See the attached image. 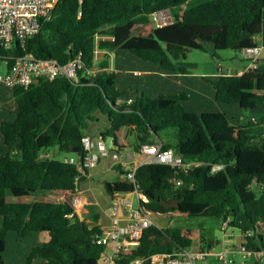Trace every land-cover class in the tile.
Returning <instances> with one entry per match:
<instances>
[{"label":"trees","instance_id":"16d2710c","mask_svg":"<svg viewBox=\"0 0 264 264\" xmlns=\"http://www.w3.org/2000/svg\"><path fill=\"white\" fill-rule=\"evenodd\" d=\"M166 10L173 23L155 26L151 16ZM254 36L264 43V0H58L52 18L27 40L25 51L61 64L81 54L84 68L78 82L58 78L12 88L13 99L0 108V264H6L11 237L34 239L25 264L100 263L106 246L95 238L102 229L81 220L72 205L87 179H77L73 165L40 158L51 148L81 152L85 131L99 115L109 124L101 137L112 138L120 150L153 144L166 132L176 145L163 144L165 150H174L184 163H201L187 172L142 165L136 184L105 181L109 196L137 190L148 200L141 204L156 214L230 217L231 226L241 231L264 225V69L242 76L226 72L216 81L199 77L216 103L236 106L238 119L221 111L187 112L184 94L150 98L130 86L137 78L124 70L83 76L94 67L96 48L133 57L154 69L150 72L187 74L176 64L186 59V49L241 52L258 45ZM22 53L16 48L1 60L9 70ZM242 118L248 120L242 123ZM170 129L176 133H167ZM213 165L223 169L214 172ZM192 244L182 229L150 226L114 264H151L154 255ZM248 246L264 249L263 236L249 239Z\"/></svg>","mask_w":264,"mask_h":264},{"label":"built area","instance_id":"2783aa9c","mask_svg":"<svg viewBox=\"0 0 264 264\" xmlns=\"http://www.w3.org/2000/svg\"><path fill=\"white\" fill-rule=\"evenodd\" d=\"M78 1L82 2V0ZM57 2L58 0H0V59L11 55L16 48L23 51L21 55L14 58L11 69L4 75L0 74V84L10 89L15 87L28 89L43 80L66 78L73 82L79 81V72L84 68L81 54L68 63L61 64L56 59L35 58L25 51L27 40L39 34L43 23L52 18ZM162 14L163 12H159L154 15ZM162 20L167 18L162 17ZM241 52L249 64L237 72L239 76L260 69V60L264 52L262 41L255 47L244 48ZM100 53L101 50L96 48L95 61ZM86 75L96 76V72L93 68L87 69L83 71V76ZM57 153L52 155L49 150H45L40 154V158L56 159ZM61 161L76 167L77 179L91 178L92 171L104 161L107 168L103 173L120 167L125 170V173L121 174L123 180L133 184H136L137 169L145 164L167 165L185 172L201 164L184 163L182 157L174 150H165L161 141L142 144L139 149L132 147L120 150L112 138L91 136H85L82 139L81 152L73 153L72 157H65ZM221 169H223L222 165L212 167L214 172ZM180 184L181 182L175 181L176 186ZM134 194L138 197L137 206L129 200V197ZM141 201L148 203L147 198L137 190L111 197L110 206L107 209L110 224L102 229V235L95 238L98 244L106 246L102 256L106 264H114V259L119 252L135 248L144 230L150 226H157L154 219L164 215L147 210ZM72 205L75 213L84 220L81 217L87 205L86 198L78 192L72 199ZM231 222L230 217L220 220L222 240L208 241L205 238H196L190 247L179 248L172 254L152 256L151 264H198L206 261L208 263L204 264H264V249L257 250L248 246L249 239L263 236L264 225L258 224L252 230L241 231L232 227ZM131 264H141V261L136 260Z\"/></svg>","mask_w":264,"mask_h":264},{"label":"rangeland","instance_id":"374dc122","mask_svg":"<svg viewBox=\"0 0 264 264\" xmlns=\"http://www.w3.org/2000/svg\"><path fill=\"white\" fill-rule=\"evenodd\" d=\"M162 17H166L167 20H162ZM151 21L155 26L158 25H168L170 22H173V17L170 13L167 11H163V14L153 15L151 17ZM105 40H110L109 37H102ZM240 53L235 52L231 50H223V51H217L215 52L213 49L206 47L205 51H198V50H192L188 53V62H193L198 66V69L195 70L197 73H203L204 71H212L215 73H219V67L220 66H227L231 63V57L234 56V54ZM102 55V54H100ZM137 62H139L137 59H135ZM249 64V61H246V65ZM264 67V66H263ZM8 71L7 64L5 61L0 59V74H6ZM191 71V70H190ZM193 72V71H192ZM201 88H200V94L201 97L194 98L189 97L190 100L183 103L184 109L187 112H194L196 114H201L207 111H221L222 113H225L228 115L229 118L238 119L239 114L236 106H227V105H219L216 102H213L212 100V94L211 88L205 84L202 80H198ZM130 86L135 87L138 90H142L145 95L149 96L150 98H155L158 96H174L177 93H180L181 90L176 86V89L171 86V90H175L174 92L169 89V84L166 80H159V77L157 76H150V77H143L141 79H133L130 81ZM209 87V88H208ZM169 93V94H168ZM174 93V94H173ZM12 96L10 99L5 102L9 103L12 100ZM246 117L253 118L250 113H244ZM242 123L246 122V118H242ZM106 118L104 116H98V120L95 122H91L89 126V130L85 131V134L89 133V135L93 138L98 137V131L103 129L105 126ZM167 133L175 134L176 131L174 129H170L167 131ZM157 141H161L163 144H169L172 148L176 145V139L173 137H167L166 132L161 133L157 137ZM132 143L136 144V140L133 137ZM49 152L54 155L56 152L55 148L49 149ZM58 152V151H57ZM72 153H61L58 152L55 156L56 159L62 160L65 157H72ZM101 179V180H100ZM93 181V189L87 191V198L88 202L86 205L87 213L83 214V218L87 221L89 225H93L96 220L98 221V218L100 215L97 212L100 211V208L95 206V203H99L100 199L103 198L104 200L109 201V195L106 193L104 188V182H115V179L111 177L107 178H96L92 179ZM87 188L86 183L82 184V189L84 190ZM129 200L133 202L135 206L138 204V197L136 194L131 195L129 197ZM101 203V202H100ZM156 225L159 228H170L175 227L182 229L184 231V234L188 236L193 241L196 240V238L200 239H206L208 241H216V240H222V232L220 231V221L215 220L213 218H206V217H191L186 218L180 216L177 212H171L168 214H164L163 216L159 217L158 219H154ZM40 241H44V236L39 237ZM34 243L33 238H17V237H11L9 248L6 254L4 255V260L6 264H25V258L29 254L31 246ZM263 243H264V233H263ZM210 262V261H209ZM208 263L206 262H199L198 264H204ZM34 264H39L38 262H35ZM99 264H106L103 259L100 260Z\"/></svg>","mask_w":264,"mask_h":264},{"label":"crops","instance_id":"0c3cea01","mask_svg":"<svg viewBox=\"0 0 264 264\" xmlns=\"http://www.w3.org/2000/svg\"><path fill=\"white\" fill-rule=\"evenodd\" d=\"M253 39L258 44H260L262 41L260 36H254ZM110 40H112V39H110ZM190 51H192V50L187 51V57L185 60L176 63L179 67L183 68L187 72V74L175 73V74L167 75V74L159 73L157 71H153V72H155V73H153V72H150L149 70H154V69L150 68L149 66L142 63L139 60H138L139 62H137L135 60V58H133V57L126 56L123 54H119L116 56V54L114 52L102 51V50L100 53L102 55H99L97 60L95 61L93 71L96 72V75H97L102 70H105L106 72H109V73L117 72L119 70H124L125 74H127V75L134 74V76L137 79L138 78L140 79L141 77H145V76L146 77L152 76V75L157 76V77H159V80H166L167 83L170 85L169 89H167V91L170 92L172 85L175 89L177 86L179 88V90H181V91H180V93H177L175 95L184 94L186 97V100L189 101L190 100L189 97H194L195 99L201 97V94H200L201 86L198 82V80H200L199 77H205L209 80L216 81L222 75H224L226 72L227 73H233L235 71L238 72L239 70L248 66V65H246L247 59L245 58L244 54L242 52H240V53L234 54V56L231 57V59H230L231 63L229 65L220 66L219 67V73H215L212 71H208V72L204 71L203 73H197L195 70L198 69V66L193 62H188V53ZM263 66H264V52L262 53V58L260 60V69H264ZM131 79H133V78H131ZM205 84H207V83H205ZM171 91L174 92L175 90H171ZM211 91L213 92L212 89H211ZM11 94H12V92H11L10 88L6 87L3 84H0V108L7 104L5 102H7L10 99V97L12 96ZM166 96H170V95H166ZM211 98H212L213 102H215L214 93L212 94ZM99 116H101V115H99ZM251 119H254V117ZM247 120L248 119L246 118V121ZM108 127H109V124L106 121L104 128L98 131V134H99L98 137H101V132L105 131V129ZM86 136H90L89 133H87ZM57 151L58 150L56 149V152ZM106 168H107L106 162H104V161L101 162L100 165L92 171V177L87 179L84 182V183H86L87 188H85L83 190L81 187V190L79 191V193H81L86 198L87 202H88V198L86 195L88 194L87 193L88 190L90 191L93 189V181H91L93 178L96 179V178H103V177L104 178L111 177V178L115 179V181L123 180V177L121 176V174L117 170L105 171L103 173V171L106 170ZM111 197L112 196L109 197V199H108L109 201L101 198L99 203H95V206L100 208V211L97 210V212H96L100 215V217L98 218V221L94 222L93 225H91V226L97 225V226H100L101 229H104L107 226H109L110 218H109L107 209L110 206ZM87 212L88 211L85 207V210H83V212H82L81 218H83V214H85Z\"/></svg>","mask_w":264,"mask_h":264},{"label":"water","instance_id":"95a60500","mask_svg":"<svg viewBox=\"0 0 264 264\" xmlns=\"http://www.w3.org/2000/svg\"><path fill=\"white\" fill-rule=\"evenodd\" d=\"M168 13H169V15H170V11L169 10H166ZM171 23H173V22H170L169 24H171ZM168 24V25H169ZM160 26H164V25H159V27ZM186 51H189V49H186ZM80 151V148H75V149H73L72 150V153H78Z\"/></svg>","mask_w":264,"mask_h":264}]
</instances>
